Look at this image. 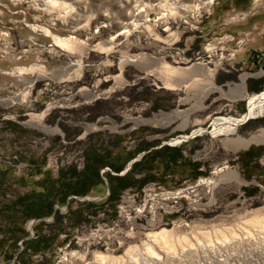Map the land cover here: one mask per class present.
<instances>
[{"label": "rangeland", "instance_id": "374dc122", "mask_svg": "<svg viewBox=\"0 0 264 264\" xmlns=\"http://www.w3.org/2000/svg\"><path fill=\"white\" fill-rule=\"evenodd\" d=\"M43 1L0 0V264H264V113L213 130L264 92L247 90L264 79V0ZM145 142L179 148L189 168L113 206L106 182L68 197L61 228L39 225L50 248L20 255L38 220L18 197L82 169L86 150ZM251 146L263 149L246 178L237 157Z\"/></svg>", "mask_w": 264, "mask_h": 264}, {"label": "trees", "instance_id": "16d2710c", "mask_svg": "<svg viewBox=\"0 0 264 264\" xmlns=\"http://www.w3.org/2000/svg\"><path fill=\"white\" fill-rule=\"evenodd\" d=\"M263 84L264 79L258 82L248 80L247 90L249 92H258ZM154 146L151 143H139L134 151L127 154L121 152L116 155H112L110 150H106L102 154L86 150L82 169L78 170L70 167L66 170H60L57 177L53 179L44 177L41 180V190L37 192L30 191L23 197H18L13 206L16 209H20L26 219L38 220L33 226V237L24 241L25 247L20 255L27 250L36 252L50 248L53 237H41L38 233L39 225L44 224L42 219L52 217L53 220L48 225L61 228L62 215L59 214L54 206L56 204H68V197L86 196L94 187L103 185L106 182L109 194L100 204L113 206L118 200L119 192L124 189H140L149 182L162 184L163 178L169 174L170 170L177 171L189 168L188 164L181 161L183 158L179 148L168 145H163L160 148H154ZM255 149L261 152L263 148L261 146H251L248 150L240 152L237 157V162L240 163L241 171L246 178L250 177L248 170L249 160L252 159L251 152ZM141 152H144L141 158L134 161L125 174L118 175L126 163L136 156L137 153ZM253 157L255 156L253 155ZM191 166V169L196 170L191 176L192 179L204 174L198 171V165ZM104 167L107 170L101 174L100 170ZM244 191L247 195L252 194L247 188H244ZM83 205L87 207L88 212L96 206L94 202H83ZM73 217L78 222L81 221V214H74ZM43 246L44 248H42ZM19 260L21 261V257Z\"/></svg>", "mask_w": 264, "mask_h": 264}, {"label": "bare ground", "instance_id": "6f19581e", "mask_svg": "<svg viewBox=\"0 0 264 264\" xmlns=\"http://www.w3.org/2000/svg\"><path fill=\"white\" fill-rule=\"evenodd\" d=\"M202 6L205 4H208L209 2L213 0H200ZM55 0H44L43 3L45 4H52ZM53 43L55 45H61L63 47H67L68 41L65 38H58L56 36L53 37ZM247 112H245L240 117H217L213 121V130L215 133L220 132H229L233 131L235 126L239 124L240 122L245 121L248 118H251V116H256L264 113V92L258 93V94H252L248 97V105H247ZM201 131V130H200ZM197 131V132H200ZM102 258V257H101Z\"/></svg>", "mask_w": 264, "mask_h": 264}]
</instances>
